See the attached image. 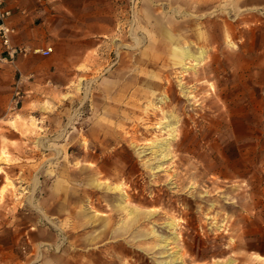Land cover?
Here are the masks:
<instances>
[{
    "label": "rangeland",
    "instance_id": "1",
    "mask_svg": "<svg viewBox=\"0 0 264 264\" xmlns=\"http://www.w3.org/2000/svg\"><path fill=\"white\" fill-rule=\"evenodd\" d=\"M110 5L0 102V264H264V0Z\"/></svg>",
    "mask_w": 264,
    "mask_h": 264
},
{
    "label": "crops",
    "instance_id": "2",
    "mask_svg": "<svg viewBox=\"0 0 264 264\" xmlns=\"http://www.w3.org/2000/svg\"><path fill=\"white\" fill-rule=\"evenodd\" d=\"M111 2L5 0L6 7L11 10L6 23L14 30L11 43L30 51L17 56L13 62L0 61V102L6 103L10 99L16 73L19 74L18 83L26 88L40 84L39 80L48 75L63 74L66 63L73 64L91 56L99 38L109 29ZM46 48H52V53L44 57L32 51ZM178 51L174 55L182 58V52Z\"/></svg>",
    "mask_w": 264,
    "mask_h": 264
},
{
    "label": "built area",
    "instance_id": "3",
    "mask_svg": "<svg viewBox=\"0 0 264 264\" xmlns=\"http://www.w3.org/2000/svg\"><path fill=\"white\" fill-rule=\"evenodd\" d=\"M11 15V10L6 7L5 0H0V61L13 62L17 56H24L30 51L21 45H13L10 36L14 30L6 23L7 18ZM51 48L35 49L34 53L48 55Z\"/></svg>",
    "mask_w": 264,
    "mask_h": 264
},
{
    "label": "bare ground",
    "instance_id": "4",
    "mask_svg": "<svg viewBox=\"0 0 264 264\" xmlns=\"http://www.w3.org/2000/svg\"><path fill=\"white\" fill-rule=\"evenodd\" d=\"M177 53V52H176ZM181 53V52H180ZM181 55H182V59H190V58H192V56L190 55V53H189V51L186 49V48H184L183 49V51H182V53H181ZM176 59V58H175ZM172 223H168L167 225H171ZM107 224H105V226H106ZM121 232V231H120ZM217 244V243H216ZM132 246V245H131ZM127 249V248H126ZM80 252H82V251H80ZM197 253L199 254V255H204V254H206V251H203V250H198L197 251Z\"/></svg>",
    "mask_w": 264,
    "mask_h": 264
}]
</instances>
